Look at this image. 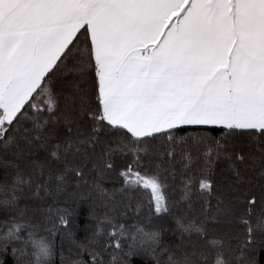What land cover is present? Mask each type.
Masks as SVG:
<instances>
[{
    "label": "snow or ice",
    "instance_id": "1",
    "mask_svg": "<svg viewBox=\"0 0 264 264\" xmlns=\"http://www.w3.org/2000/svg\"><path fill=\"white\" fill-rule=\"evenodd\" d=\"M0 264H264V0H0Z\"/></svg>",
    "mask_w": 264,
    "mask_h": 264
}]
</instances>
